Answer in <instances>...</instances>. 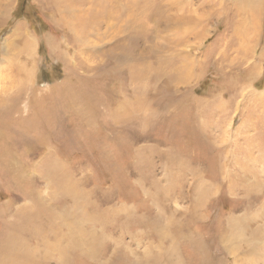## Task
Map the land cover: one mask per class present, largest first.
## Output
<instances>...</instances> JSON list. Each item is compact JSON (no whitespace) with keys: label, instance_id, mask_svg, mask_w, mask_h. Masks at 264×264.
Wrapping results in <instances>:
<instances>
[{"label":"rangeland","instance_id":"obj_1","mask_svg":"<svg viewBox=\"0 0 264 264\" xmlns=\"http://www.w3.org/2000/svg\"><path fill=\"white\" fill-rule=\"evenodd\" d=\"M19 1L0 0V264H264V0H155L150 72L75 39L69 1Z\"/></svg>","mask_w":264,"mask_h":264},{"label":"bare ground","instance_id":"obj_2","mask_svg":"<svg viewBox=\"0 0 264 264\" xmlns=\"http://www.w3.org/2000/svg\"><path fill=\"white\" fill-rule=\"evenodd\" d=\"M65 1H69V3L65 7H63V9L61 11H63L65 9L67 15H63L61 18H63V19L67 18V17L70 19L76 18V22H77L76 25L77 26L80 25L79 28H77V26L70 24L71 30H72V32H74L73 37L75 39L77 38L75 33L77 34L78 29L81 30L83 32V34H84V32H86V30L92 29V35L95 33L94 35L96 36L95 38L97 40H101V38L103 39L102 36L100 39H98L100 37V35L103 34L104 39H106L107 42L110 43V45H109L110 48H108V50H109L108 58H112L115 61L116 67H120L121 65L124 64V62H126L128 64H132V65L139 67L138 71L150 72V69L152 67L151 64L148 61H145V63L143 62V57H144L146 51L144 49H142V43H143L142 41L144 39H146L147 36L144 35V29L145 28L143 30L141 28L145 26V20L147 18H148L147 21H149L151 19L150 21H152L154 27L157 26V21L160 18L163 19L161 16L162 15V10L160 8L162 6L161 3L155 4L154 3L155 0H80V4H76V2H73L76 0H64V2ZM86 1H88L90 3V6L93 3V6L88 7L89 9L86 12L83 9L80 13L81 15L79 16V20H78L77 13L75 11L76 7H73V6H77V5L84 6V4L86 5ZM231 1H235V0H231ZM5 3H6V1H5ZM64 4H66V3H64ZM153 5L156 6L155 9H152ZM59 16H60V13H59ZM255 19H254V21H255ZM254 21H253V24H254ZM247 24H248V22H247ZM239 27H240L239 30L243 31V33H244L245 29L243 28V26L239 25ZM100 30H102V33H100ZM236 31H238V30H236ZM78 37H80V35ZM87 37H88V35H87ZM77 40L79 41V38H77ZM77 40H74V42ZM81 41H83V40H81ZM104 43L106 44V46L108 45L106 42H104ZM199 51H200V48H199ZM99 52H100V54H102L105 52V50L101 49V50H99ZM251 53H253L252 49H251ZM259 56H263V54H260ZM186 57L188 59H191V57L189 55H186ZM139 102H140V100H139ZM139 102H137V103L139 104ZM129 104H130V102H129ZM136 107L137 106H135V108ZM138 110H140V108ZM130 113H129V115H130ZM117 118H119V117H117ZM70 231H71V229H70ZM74 231H75V229L73 230V232ZM74 234H75V232H74ZM78 236L80 237V235H78ZM90 243H92V241H90ZM92 253H93V250H90V251H88L87 255L91 256ZM6 257H8L7 260H9V255H7ZM10 257H12V256L10 255ZM15 257H17V256H15ZM29 260H31V259H29Z\"/></svg>","mask_w":264,"mask_h":264},{"label":"trees","instance_id":"obj_3","mask_svg":"<svg viewBox=\"0 0 264 264\" xmlns=\"http://www.w3.org/2000/svg\"><path fill=\"white\" fill-rule=\"evenodd\" d=\"M18 4H19V5H18L17 10L19 9L20 12H18V13H19V15H20L21 12L24 11L23 7L26 8V7L29 6V0H20Z\"/></svg>","mask_w":264,"mask_h":264},{"label":"crops","instance_id":"obj_4","mask_svg":"<svg viewBox=\"0 0 264 264\" xmlns=\"http://www.w3.org/2000/svg\"><path fill=\"white\" fill-rule=\"evenodd\" d=\"M182 162V161H181ZM142 165V164H141ZM182 166H184V164H181ZM143 166V165H142Z\"/></svg>","mask_w":264,"mask_h":264}]
</instances>
